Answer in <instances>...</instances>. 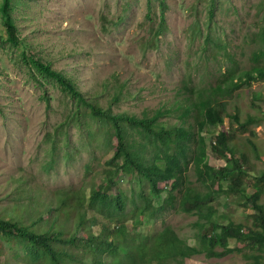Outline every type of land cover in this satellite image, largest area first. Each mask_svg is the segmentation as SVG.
Listing matches in <instances>:
<instances>
[{"label":"trees","instance_id":"obj_1","mask_svg":"<svg viewBox=\"0 0 264 264\" xmlns=\"http://www.w3.org/2000/svg\"><path fill=\"white\" fill-rule=\"evenodd\" d=\"M9 1L3 0L2 4L7 40L18 44L20 39L8 10ZM152 1L148 0L150 12ZM159 2L157 22L150 12L146 14L150 27L141 36L144 52L157 48L160 36L168 29L166 3ZM204 2L209 21L206 40L226 48L221 37H214L210 30L215 0ZM260 8L257 31L245 40L251 48L247 67H241L240 62L230 57L232 64L206 85L189 69L177 87L180 95L144 107L140 113L113 111L112 105L127 96L141 97L140 90L132 93L127 79L113 75L111 82L102 83L104 89L113 90L105 107L98 99L99 94L87 98L67 74L30 57L34 68L54 79L75 104L54 131L46 134L45 141L50 144L47 164H53L62 143L70 145L69 129L73 125L86 129L88 147L98 143L100 136L112 155L101 168L104 181L92 178L88 191L86 188L59 190V205L53 212L45 210L50 216L47 230L36 231L42 226L41 213L24 223L12 218L9 207H0V239L20 241L30 264H186V260L196 255L212 258L232 253L243 256L244 264H264V169H245L248 150L255 154L259 151L255 140L247 135L248 129L262 125L264 112L261 115L247 112L244 119L238 108L235 114L228 113L229 100L236 92L253 82H264V0ZM121 19H113V23ZM201 33L202 26L196 20L193 34ZM259 97V94L253 97L255 108H260L255 103ZM227 117L232 122L229 128L224 126ZM205 129H216L211 149L225 165L216 167L208 163ZM236 130L247 135L243 148L238 146ZM76 153L66 150L64 156L73 158ZM91 169L87 167L88 173ZM119 174L127 176L128 189L118 186L116 193L110 194L113 185H118ZM224 197L235 199L253 212H244L245 217L238 221H222L216 203ZM38 207L48 206L34 204L36 213L41 212ZM172 208L196 216L191 238L180 236L171 226L160 231L143 228L144 221H155L156 216ZM17 211L15 205L12 212ZM61 215L64 222L59 223L57 219ZM71 217L76 227L67 228ZM128 220L134 229L127 228ZM92 226L98 227L97 234L90 233ZM77 230L84 235L82 239L76 236ZM71 244L78 247L81 256L65 248ZM217 247L221 250H216ZM85 255H90V263L84 260Z\"/></svg>","mask_w":264,"mask_h":264},{"label":"rangeland","instance_id":"obj_2","mask_svg":"<svg viewBox=\"0 0 264 264\" xmlns=\"http://www.w3.org/2000/svg\"><path fill=\"white\" fill-rule=\"evenodd\" d=\"M164 1L168 29L160 36L157 48L144 52L141 36L146 35L150 27L146 17L150 12L148 0H10L8 10L20 39L18 44L7 40L3 0H0V207H9L14 220L27 223L41 213L42 226L36 231L47 230L50 216L45 210L52 211L59 205V190L71 192L86 188L88 191L92 178L104 181L101 168L112 155L100 136L98 143L88 147L86 129L73 125L69 129L70 145L62 143L53 164H47L50 144L45 141L46 134L54 131L75 104L54 79L34 68L30 57L67 74L87 98L99 94L98 99L105 107L113 90L104 89L102 83L111 82L113 75L127 79L132 93L140 90L141 97L127 96L112 108L137 113L144 107L158 105L163 99L180 95L177 87L189 69L206 85L232 64L231 58L240 62L241 67L248 66L251 48L245 40L257 31L263 0H215L210 30L214 37H221L226 48L206 40L209 21L204 0ZM151 4L150 13L157 22L160 2L154 0ZM118 17L122 19L114 24L113 19ZM196 20L202 26L200 35L193 34ZM255 94L260 95V99L255 100L260 108L254 107ZM235 108L243 119L247 112L261 115L264 82H253L236 92L229 100L228 113L235 114ZM230 124V117L225 118L224 126L229 128ZM248 130L247 135L255 140L259 151L255 154L248 150L245 169H264V122ZM215 132L216 129H205L203 134L208 163L219 167L225 162L212 152ZM236 133L238 146L243 148L244 135H247L238 130ZM63 140L66 142V138ZM66 150L77 153L73 158L65 157ZM87 167L92 168L89 173ZM116 179L118 185H113L110 194L116 193L118 186L128 189L125 174H119ZM224 198H218L220 201L216 203L224 222L238 221L245 217L244 212H253L233 198ZM38 203L48 207H38L41 212L36 213L34 204ZM15 205L18 211L13 214ZM195 220L196 216L172 208L156 216L155 221H144L143 228L160 231L171 226L180 236L191 238ZM72 221L71 217L67 228L76 227ZM57 222H64L62 215ZM126 224L128 229L133 228L130 220ZM97 229L92 226L89 230L97 234ZM75 233L80 239L84 237L80 230ZM55 237L59 239V235ZM21 248L20 241L0 239L1 264H30ZM65 248L81 256L78 247L71 244ZM84 260L91 262L89 255ZM245 261L237 253L212 258L202 254L186 260V264H244Z\"/></svg>","mask_w":264,"mask_h":264},{"label":"clouds","instance_id":"obj_3","mask_svg":"<svg viewBox=\"0 0 264 264\" xmlns=\"http://www.w3.org/2000/svg\"><path fill=\"white\" fill-rule=\"evenodd\" d=\"M85 256H87V255H85ZM85 256H84V257H85ZM89 256H90V255H89ZM84 257H83V258H84ZM90 258H91V257H90ZM91 261H92V259H91Z\"/></svg>","mask_w":264,"mask_h":264}]
</instances>
